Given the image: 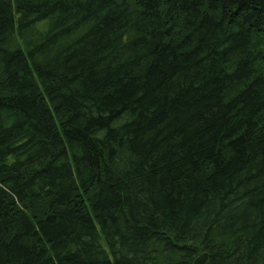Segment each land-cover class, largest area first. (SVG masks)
<instances>
[{"label":"trees","instance_id":"trees-1","mask_svg":"<svg viewBox=\"0 0 264 264\" xmlns=\"http://www.w3.org/2000/svg\"><path fill=\"white\" fill-rule=\"evenodd\" d=\"M0 264H264V0H0Z\"/></svg>","mask_w":264,"mask_h":264}]
</instances>
